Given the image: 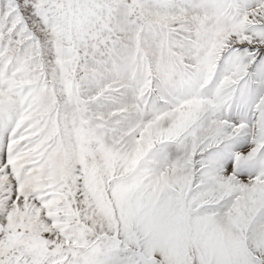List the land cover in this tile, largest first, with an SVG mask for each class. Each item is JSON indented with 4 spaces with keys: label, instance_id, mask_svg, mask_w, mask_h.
Returning a JSON list of instances; mask_svg holds the SVG:
<instances>
[{
    "label": "snow or ice",
    "instance_id": "snow-or-ice-1",
    "mask_svg": "<svg viewBox=\"0 0 264 264\" xmlns=\"http://www.w3.org/2000/svg\"><path fill=\"white\" fill-rule=\"evenodd\" d=\"M0 264H264V0H0Z\"/></svg>",
    "mask_w": 264,
    "mask_h": 264
}]
</instances>
